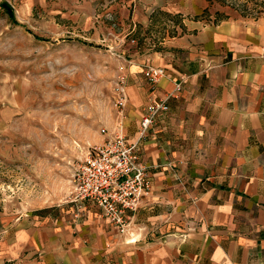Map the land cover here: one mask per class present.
I'll return each mask as SVG.
<instances>
[{
    "label": "crops",
    "instance_id": "obj_1",
    "mask_svg": "<svg viewBox=\"0 0 264 264\" xmlns=\"http://www.w3.org/2000/svg\"><path fill=\"white\" fill-rule=\"evenodd\" d=\"M131 2L127 33L142 41L124 54L127 102L104 122L139 141L153 189L126 233L92 202L57 214L0 210V264H264V16L214 22L194 17L204 0ZM158 8L181 13L186 30L173 21L176 33L152 37ZM146 62L167 69L155 87ZM180 78L141 136L148 102ZM104 139L92 133L75 151Z\"/></svg>",
    "mask_w": 264,
    "mask_h": 264
},
{
    "label": "rangeland",
    "instance_id": "obj_2",
    "mask_svg": "<svg viewBox=\"0 0 264 264\" xmlns=\"http://www.w3.org/2000/svg\"><path fill=\"white\" fill-rule=\"evenodd\" d=\"M204 1L210 20L216 11L264 16V0ZM130 2L0 0V210L57 214L76 203L85 154L75 150L104 133L105 115L126 85L124 54L142 41L127 33ZM172 23L160 15L152 37Z\"/></svg>",
    "mask_w": 264,
    "mask_h": 264
},
{
    "label": "built area",
    "instance_id": "obj_3",
    "mask_svg": "<svg viewBox=\"0 0 264 264\" xmlns=\"http://www.w3.org/2000/svg\"><path fill=\"white\" fill-rule=\"evenodd\" d=\"M132 40L135 41V38ZM143 73L155 87L167 75V69L146 62ZM183 81V78L177 79L173 90L151 98L141 116V136L145 135L160 113L170 108L168 99L181 90ZM118 93L116 105L121 109L127 102L125 87H119ZM102 131L106 134L105 139L90 147L76 171L71 201L79 205L95 203L120 233H126L132 221L131 212L140 206L153 189V175L141 159L139 141L128 139L121 122L112 131L106 127H102Z\"/></svg>",
    "mask_w": 264,
    "mask_h": 264
},
{
    "label": "trees",
    "instance_id": "obj_4",
    "mask_svg": "<svg viewBox=\"0 0 264 264\" xmlns=\"http://www.w3.org/2000/svg\"><path fill=\"white\" fill-rule=\"evenodd\" d=\"M216 13H217V15H216L215 19L212 21L219 22V21L226 18L220 14V11H216ZM160 15L167 16V18L172 19L175 22V24H179L183 31L186 30V25L183 21L184 16L181 13H176L175 15H172L170 12L158 8L157 10H155L151 14V17L153 18L154 21H157L160 19ZM209 15H210L209 9L204 8V10L201 13L195 14L194 17L195 18H206L207 20H210ZM170 32L176 33L177 29H171Z\"/></svg>",
    "mask_w": 264,
    "mask_h": 264
}]
</instances>
